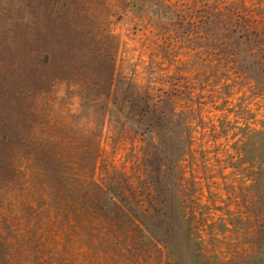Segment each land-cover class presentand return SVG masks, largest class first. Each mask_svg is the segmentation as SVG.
Here are the masks:
<instances>
[{
  "label": "rangeland",
  "instance_id": "1",
  "mask_svg": "<svg viewBox=\"0 0 264 264\" xmlns=\"http://www.w3.org/2000/svg\"><path fill=\"white\" fill-rule=\"evenodd\" d=\"M89 171L99 213L59 205ZM0 236L31 263L264 264V0H0Z\"/></svg>",
  "mask_w": 264,
  "mask_h": 264
},
{
  "label": "trees",
  "instance_id": "2",
  "mask_svg": "<svg viewBox=\"0 0 264 264\" xmlns=\"http://www.w3.org/2000/svg\"><path fill=\"white\" fill-rule=\"evenodd\" d=\"M105 54L108 52V47L104 43L103 47L100 49ZM105 56L99 57V68L101 73H103L104 90L112 86L113 82V63H105L102 61ZM109 60L106 58V62ZM103 88V87H102ZM78 182H84L79 185H56V196L59 198L58 202L61 205V201L64 200V205L76 206L83 205L88 211L99 213V202L107 197L108 191L103 189L98 182L93 178L92 172H88V176L83 178H78ZM11 243L7 238L0 236V264H57L53 262V257L50 254L45 256H34L32 258V263L27 262L28 258L26 255H21L16 253V251H11ZM44 251V250H43ZM26 257V262L23 258Z\"/></svg>",
  "mask_w": 264,
  "mask_h": 264
}]
</instances>
